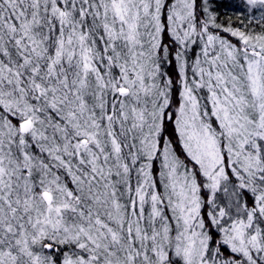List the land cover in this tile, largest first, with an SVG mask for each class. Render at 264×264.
<instances>
[{"label":"snow or ice","instance_id":"snow-or-ice-1","mask_svg":"<svg viewBox=\"0 0 264 264\" xmlns=\"http://www.w3.org/2000/svg\"><path fill=\"white\" fill-rule=\"evenodd\" d=\"M0 264H264V0H0Z\"/></svg>","mask_w":264,"mask_h":264},{"label":"trees","instance_id":"trees-1","mask_svg":"<svg viewBox=\"0 0 264 264\" xmlns=\"http://www.w3.org/2000/svg\"><path fill=\"white\" fill-rule=\"evenodd\" d=\"M223 2V0H221ZM235 2H239V0H235ZM219 12L221 14V20H223L225 23H228V18H231V23L233 26H239L240 20L238 19L239 13L235 12L234 10H230L228 8H220ZM247 23V21H244ZM199 49H196V52H198Z\"/></svg>","mask_w":264,"mask_h":264}]
</instances>
